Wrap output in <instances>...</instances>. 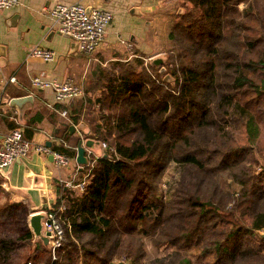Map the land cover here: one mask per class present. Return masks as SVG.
<instances>
[{
	"label": "trees",
	"instance_id": "trees-1",
	"mask_svg": "<svg viewBox=\"0 0 264 264\" xmlns=\"http://www.w3.org/2000/svg\"><path fill=\"white\" fill-rule=\"evenodd\" d=\"M192 1L202 9L206 21H189L183 26L189 32V39L194 40L185 47L193 51L194 44L200 41L201 48H204L199 38L205 30L203 27H208L207 39L216 37L215 43L209 40L205 46L209 54L206 61L211 72L210 89L204 96H213L199 101L198 107H195L196 94L205 88L199 82L204 71L188 62L183 69L185 81L182 87V93L188 94V107H183L187 108V112L171 120L181 106L183 96L169 92L144 68H138L144 63L143 58L114 60L113 64L123 66L119 72L108 73L107 69H103L105 80L88 87L89 102L84 116L92 137L107 142L109 154L98 156L93 165H84L82 171L91 176L84 191L77 192L69 187L63 189L55 203V208L61 201L66 203L60 213L65 232L60 249L68 244L77 250L81 247L83 258L90 256L101 264H140L144 256L141 243L136 238L131 239V235H128L131 237L127 242L125 239L127 234H133L139 223L149 230H157L163 223L165 205L157 193V179L169 160L175 159L179 164H192L206 171L212 168L216 175L225 177L223 183L227 194L233 189L227 176L233 182L240 183V190L235 194L232 192V199L236 202L228 209L236 208L246 214L247 219L244 221L234 217L231 211L227 215L220 213L221 218L230 221L231 226L223 237L213 238V245L207 250L209 255H200L203 257H199L198 261L175 251L168 261L162 260L166 257H158L151 264H264V236L257 232V228L264 226V166L260 173L244 170L246 161H252L251 151L254 147L250 144L248 147H225L227 141L223 140L219 145H210L209 138L211 127L214 132L219 131L221 136L228 137L226 122H218L225 114H236L237 117L238 114L246 115L249 138H252L256 128L254 113L259 112L264 116V108L259 105L264 100V75L260 76L258 71L264 74V0ZM240 2H244L241 9ZM219 4L225 9L219 10ZM225 16L226 20H222ZM185 52L187 56L190 55L188 48ZM227 69L231 70L232 88L221 91L219 89L223 85L218 78L222 79ZM251 70L260 73L258 81L251 75ZM245 86L252 88L255 96L242 101L236 97L235 91ZM59 150L70 155L75 153V149L60 147ZM201 153L206 156L202 157L199 155ZM211 161L213 165L209 168L207 162ZM248 168L253 170L252 165ZM224 193L222 191L221 195L224 196ZM213 202L209 203L212 205ZM192 204L200 206L201 210L198 217L191 218V214L185 216L184 229L187 231L202 220L201 214L210 210L206 209L208 207L204 201L194 196L191 198ZM213 204V209L227 206V203L224 207L217 202ZM3 213L0 210V214ZM218 219L216 217L215 222ZM32 236L31 229L17 236L0 234V264H42L43 261H51L52 253L41 241L26 255L16 249L18 245L23 247L26 241L27 244ZM93 243L99 245L97 249L107 247L102 256L95 252L97 249L91 248L90 244ZM122 255L129 261L121 260ZM211 255L214 256L213 261L204 260ZM115 256L119 259L115 260ZM75 259L69 252L64 259L52 260V264H76L79 261ZM81 264H86L84 259H81Z\"/></svg>",
	"mask_w": 264,
	"mask_h": 264
},
{
	"label": "crops",
	"instance_id": "crops-1",
	"mask_svg": "<svg viewBox=\"0 0 264 264\" xmlns=\"http://www.w3.org/2000/svg\"><path fill=\"white\" fill-rule=\"evenodd\" d=\"M54 1L20 0L17 5L0 9V96L5 89L13 97L33 95V101L27 102L22 110L17 109L15 115H7L3 108L0 110V138L18 125L28 138L46 142L55 149H75L74 154L68 153L73 159L68 165L57 163L50 153L33 150L0 170V204L5 202L17 210L25 208L27 230L30 213L54 206L63 189L77 191L76 185L87 175L75 156L76 141L93 136L84 116L89 102L88 87L95 82L102 83L105 76L100 69L109 62L134 58H143L146 62L157 56L163 49L158 25L167 16L162 10L167 0H85L88 5H105L114 11L103 43L86 52L80 51L71 36L58 31L52 18L41 11ZM175 17V23L179 22V14ZM36 43L56 49L57 56L45 60L30 55L29 50ZM78 50L84 57L75 59L73 53ZM37 74L57 78L72 76L81 83L84 93L51 106L48 102L54 101L53 89L35 88L31 84V76ZM12 75L16 76L15 81L9 79ZM10 100L9 104H13ZM62 108H68L67 115L59 112ZM72 124L74 131L69 129ZM102 141L100 148H106ZM86 153L89 156L88 149ZM69 179L72 184L66 185Z\"/></svg>",
	"mask_w": 264,
	"mask_h": 264
},
{
	"label": "rangeland",
	"instance_id": "rangeland-1",
	"mask_svg": "<svg viewBox=\"0 0 264 264\" xmlns=\"http://www.w3.org/2000/svg\"><path fill=\"white\" fill-rule=\"evenodd\" d=\"M83 1L84 3L88 4L85 0ZM165 2L166 3L163 6L164 8L162 10L163 13L167 14V16L163 24L158 25V34L163 40V42L161 43L163 49L158 54V56L161 57V60L158 63H155L151 60V58H148L147 61L142 65H139L138 68H144V70L148 74H150V76L156 78L155 80L157 83L163 85L166 89H168L169 92H172L174 95H178L179 97L183 96L181 100V106L178 107L175 111V114L172 115L173 118H171V120H173L187 112V108L183 107H188V94L182 93V87L185 81L183 69L188 65V62H191L194 67L200 68L204 71V75L200 78L199 82L205 85V88L204 90L196 94L195 107H198L197 103L199 101L207 100L208 97L213 96L212 94H210L208 97L204 96V93L209 91L210 89L208 85L209 74L211 72V70L208 69V64L206 61V59H208L209 57V54L208 52H206L205 46L209 44L207 43V41L209 40H212L210 43H215L216 37H210L209 39H207L208 27H203V29L205 30L201 33L200 36L198 33V36L201 42L204 44V48H201L200 41L194 44V46L192 47L193 51H191L190 47L187 46L190 53V55L187 56L185 52L187 48L185 46L188 45V43H193L194 40L191 41L189 39V36H187V34L189 35V32L187 30L185 31L183 26L189 21H206V17L203 14L202 9L197 5V3L192 0H172V2L167 0ZM243 5L244 2H240L239 9H241ZM218 8L221 11L225 9L222 8L220 4L218 5ZM169 13L170 15H168ZM177 14H179V22H177L178 24L175 23V16ZM224 19L226 20V16L225 18H222V20ZM169 30L173 31V34L171 32L169 33ZM102 43L97 45V47H99ZM79 50L73 53L75 59L77 57H84V54L80 52L83 50ZM250 55L254 56L253 53H251ZM103 69H107L106 72L108 73H113V71H121L123 69V66L121 64H113L109 62L106 65L102 66V68L100 69L101 74L103 73ZM258 71L261 73L260 76L264 75L260 70ZM250 73L256 81L259 80L260 73L253 72L252 70L250 71ZM223 74L225 75H223L222 79L218 78L220 84L223 85V87L219 90L230 91L232 88L230 86L231 70L227 69ZM104 80H102L101 82H103ZM95 90L97 91L98 88H95ZM235 95L242 101H246V98L248 97L255 96V94H253L252 88L248 86L242 87L237 92L235 91ZM212 103L213 102H211V104ZM259 105L264 108L263 99L261 100V103ZM259 105L257 104V107H259ZM172 107L175 106L172 105ZM195 111H197V109H195ZM254 114L256 117V128L252 138H249L247 133V127L245 123V118H247V116L245 115V117L238 114L239 116L237 117L236 114L231 113L225 114L224 116H222L221 120L218 121L219 124H225L226 122V128L229 131L227 134L228 137L221 136L219 131L214 132L213 127H211L209 130V138L210 145H216V143H218L219 145L220 141L225 140L227 141L225 143V147L230 145H241L248 147L249 144L250 146H253L254 148L251 151L252 161H246L244 170L247 171L249 169L250 173H252L253 171L256 173H260L262 166H264V116H262L261 114L259 115V112H256ZM221 146H223V143L221 144ZM171 155H174L173 151ZM199 155H201L202 157L206 156L203 153ZM255 157H257V160L255 159ZM207 163V167L209 168L213 165L212 161ZM247 165H252L253 170L248 168ZM90 177V174L87 172V175L84 176L83 180H80L85 181V188H81L82 186L77 184V187L75 188L77 192H82L86 189L87 185L90 183ZM224 178L225 177H222V175H216L212 168L207 169L206 171L205 169H200L199 167L192 164L182 165L177 163L175 159L169 160L168 166L163 170V173L159 177V180L157 179V193L159 194V196L161 197V201H163V204L165 205L162 217L163 223L158 226L157 230H149V228H147L145 225H140L139 223L137 229L132 232L133 234H127V238L125 239V241L127 242V240L130 239L129 237L133 236L131 237V239L136 238L138 240V243H141V250L143 249L144 256L140 260V264H151V262L156 261L158 257H166L162 260L168 261L175 251L180 252L184 255H189L191 259H193L194 261H198L199 257H203L200 255H209L207 253V250L213 245V243H211L213 238L223 237V233L226 232L231 226L230 221L226 222L223 217L221 218L220 213L227 215L231 211L234 214V217H238L241 220L246 221V214L240 213L239 210H235L236 208L228 209L231 208V206L236 202L234 201V199H232V192L234 191L235 194L236 191L240 190V183L233 182L230 179L231 177L227 176L228 181L232 182L233 187L231 193L229 192V194H227L225 185L223 183ZM222 191L225 192L224 196L221 195ZM192 196L204 201L205 206L208 207L206 209L210 210H208L206 214H201L200 217H202V220H199L197 225L193 227L191 231H187L184 229V223L186 219L185 216L188 217L191 214V218L198 217V212L201 210L200 206H195L194 204L191 205ZM209 202H217L221 207H224V205L227 203V206H225L226 209H213L214 207H212V205L214 204L212 203L211 205ZM0 210H3L4 212L3 214H0L1 235L11 234L13 236H17L27 230V225L25 223V208H19L17 210L16 207L9 206L5 202H2L0 204ZM194 210H197V212H194ZM216 217H219L220 219L215 222ZM28 225L31 229L29 221ZM149 226H152V224H150ZM259 230L264 229L257 228L258 233ZM218 231H221L222 233L220 232V234H217L216 232ZM89 237L90 236L83 238L80 241V244L83 240L86 241ZM197 239L199 241H197ZM38 241L41 240H35V236L33 235L32 239L27 244V241H24L25 245L23 247L18 245L16 246V249L18 248L19 251H21L22 255H26L27 253L33 251L32 249L36 247ZM43 245L47 249H49L47 245ZM90 245L92 249H97L96 247H99V245L95 243ZM106 249V246L100 247L95 252L99 254V256H102L105 253ZM49 250L51 251V249ZM69 252L72 254L73 258H76L75 260L78 259L79 262L76 261V264H81V259H84L86 264H101L95 262L96 259H93L90 256L83 258L81 247H79L77 250L73 245L69 244L68 246H65L64 249L62 248L58 251L56 258L64 259L66 258V255L69 254ZM51 258V261H43L42 264H52V260L56 258H53L52 256ZM114 259L118 260L119 258L115 256ZM120 259L127 262L129 261V259H127L123 255ZM204 260L211 262L214 260V256L211 255Z\"/></svg>",
	"mask_w": 264,
	"mask_h": 264
},
{
	"label": "built area",
	"instance_id": "built-area-1",
	"mask_svg": "<svg viewBox=\"0 0 264 264\" xmlns=\"http://www.w3.org/2000/svg\"><path fill=\"white\" fill-rule=\"evenodd\" d=\"M19 3L20 0H0V9ZM41 11L52 18V24L58 31L71 36L77 43V46L86 52L93 51L97 45L105 40L108 25L114 14L113 9L108 6L100 4L88 5L83 0H56L50 5L43 6ZM29 54L45 60H52L57 56L58 51L36 43L30 48ZM9 79L15 81L16 76L12 75ZM31 84L35 88L50 87L53 89L54 101L48 102L51 106H54L55 102L67 101L84 93L81 83L72 76L57 78L37 74L31 76ZM11 98H13V94L7 89L0 96V110L3 108L7 115H15L17 112V107L14 104H9ZM59 112L67 115L68 108L59 109ZM102 145L106 147V141H102ZM33 150L52 154L55 161L62 165H68L73 160L68 153L55 149L46 142L26 137L22 127L17 125L8 129L0 138V170ZM88 153V163L93 165L99 154L90 149H88ZM84 182L80 181L78 183L82 186L81 188H85ZM71 184L70 179L66 181V185ZM65 207L66 203L61 201L57 208L51 206L45 209L47 213L45 225L51 237V253L53 258L57 257L65 237L60 215Z\"/></svg>",
	"mask_w": 264,
	"mask_h": 264
},
{
	"label": "water",
	"instance_id": "water-1",
	"mask_svg": "<svg viewBox=\"0 0 264 264\" xmlns=\"http://www.w3.org/2000/svg\"><path fill=\"white\" fill-rule=\"evenodd\" d=\"M77 45V43L74 41ZM151 60L155 63H158L161 60V57L153 56ZM74 98V97H73ZM33 101V95L30 93H26L23 95H17L12 98V103L17 107L18 111L22 110L27 102ZM22 107V108H21ZM72 131L75 130V125L72 124L70 126ZM101 140L95 139L93 137H80L77 143V153L75 156L76 161L79 163L80 168H83L85 164L89 162V156L86 153L87 149H90L94 152L101 153L102 155H108L107 148H100ZM47 219V213L45 209L36 210L30 213L29 216V224L31 226V230L33 235L35 236V240L40 239L45 245L51 249V237L49 232L46 230L45 220ZM259 234L264 236V230H259Z\"/></svg>",
	"mask_w": 264,
	"mask_h": 264
}]
</instances>
